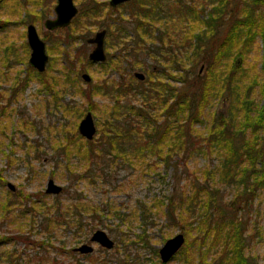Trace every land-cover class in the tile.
Listing matches in <instances>:
<instances>
[{
	"label": "trees",
	"instance_id": "16d2710c",
	"mask_svg": "<svg viewBox=\"0 0 264 264\" xmlns=\"http://www.w3.org/2000/svg\"><path fill=\"white\" fill-rule=\"evenodd\" d=\"M24 11L30 12L25 7ZM35 14L44 17L41 11ZM82 18L89 21L86 28L106 30V59L99 63L107 74L99 81V96L104 103L99 108V131L92 140L78 134L76 121L44 126L51 135L50 146L59 157L56 162L61 165L57 168L79 179L96 176L106 158L154 173L157 162L176 172L178 158L205 156L213 161L200 170L198 177L193 172L168 196L151 204H137L130 214L122 212L123 207L105 208L84 200L78 193L69 196L68 203L60 201L58 195L51 202L42 199L38 204L33 200L32 209L17 207L13 198L6 200L1 205L0 223L10 224L18 234L0 239V245L14 238L27 241L20 232H31L30 224L37 222L48 235L46 242L32 243L46 250L45 256L50 251L56 255L68 253L73 260L65 264H79L72 249H48L53 247V231L73 229L71 239L76 243L99 226L100 217L111 216L118 220L115 227L119 229L120 245H144L145 226L160 213L171 225L181 227L184 234V245L173 257L179 258L180 264H254L245 252L239 213L264 187V56L260 67L263 74L254 75L251 83H245V77L235 72L255 29L264 45V0H130L115 8L105 0L80 1V10L71 24L46 37L51 54L46 69L41 73L33 70L40 87L51 95L49 105L53 104L65 119L69 117L67 112L77 119L82 116L81 109L62 102L67 81L77 82L83 70L76 68L75 61L91 63L83 53L82 57L75 55L80 51L75 43L84 41L88 32L76 35L77 28L84 24ZM242 32L243 42L237 45ZM223 53H230V66L215 72ZM197 66H203L204 76L195 72ZM135 71H142L145 79H136ZM13 80L17 84V78ZM27 83L25 78L19 86L23 89ZM218 86L222 87L216 94ZM255 89L262 102L259 106L251 98ZM222 94L229 108L226 112L212 111L211 98ZM0 108L3 135L6 124L2 116L5 113L8 117L9 111L7 105ZM21 121L22 127L32 130L43 126L30 119ZM54 171L50 175L56 177L58 172ZM3 180L0 175V185ZM222 186L234 187L229 200L219 197ZM8 194L21 197L19 192ZM24 198L29 195L23 194ZM29 211V218L23 219ZM135 218L142 232L133 240H125L123 236L130 235ZM199 228V243L190 248L188 239L195 233L191 231L197 229L199 233ZM125 229L128 234L123 232ZM153 253L155 260L145 264H164L159 262L156 250ZM10 254L2 251L0 257L15 263V259H9ZM83 256L91 259L92 253ZM33 264L62 263L54 257L40 256Z\"/></svg>",
	"mask_w": 264,
	"mask_h": 264
},
{
	"label": "rangeland",
	"instance_id": "374dc122",
	"mask_svg": "<svg viewBox=\"0 0 264 264\" xmlns=\"http://www.w3.org/2000/svg\"><path fill=\"white\" fill-rule=\"evenodd\" d=\"M80 1L82 0H73L78 10H80ZM105 1L107 2L108 0ZM240 1L234 0V2L238 3ZM55 4L56 0H0V107L7 105V111H9L8 117L5 116V113L2 116L3 123L6 124L5 133L1 135L0 132V175L4 178L3 184L0 185V209L2 203L6 200L10 201L12 198L14 202H17V207L30 209H32L30 202L33 200L37 201L38 204L42 202V199L46 200V202H51L55 195L46 194L45 189L48 179H53L56 184L62 187L61 193L56 194L60 201H67L68 203V197L78 193L84 200L94 202L105 208H107V205L123 207L122 212H129L130 214L131 211H134V208H137V204L143 202L151 204L152 200L168 196L173 192L176 184L186 182V179L193 172L198 177L200 170L208 166L213 160L205 156L188 157L184 160L178 158L176 162L178 170L176 172H174L173 167L164 166L157 162L154 173L150 169L139 171V169H135L126 161L106 158L102 161L101 169L99 168L96 176L89 175L88 177L84 175L83 178L79 179L73 173L66 175L57 168V165H61L56 162L59 157H57V154L50 146L49 138H51V135L44 126L58 125L66 122V120L69 122L76 121V130L78 132L79 120L86 112L90 111L96 126L95 136H97V131H99V108L104 103L102 97L99 96V81L107 77V74L97 63L88 64L83 62L80 64L79 61H75L76 63L78 62L76 68L83 69L81 73L86 72L90 75L91 85L90 83H84L80 77L81 73H79L77 82L67 81L66 91L62 95V102L74 105L75 109H81L82 116L77 119L67 112L69 117L65 119L62 118L61 111L54 108L53 104L49 105L51 95L40 87L39 79L33 72L35 69L28 63L30 48L26 39V27L29 23L36 27L37 33L45 42L49 62L51 54L48 50L49 40L46 37H51L50 32L53 33V31L45 28L44 19L55 17L53 10ZM24 7L28 8L30 12L26 14ZM39 11L44 13L42 19L35 14ZM87 20L82 18L85 25L81 24L77 28L76 35L83 30H88L86 34V38H88L101 29V27L97 26L86 28V24H89ZM2 22L6 23L1 26ZM256 33L255 29V33L251 34L250 42L245 45L243 61L237 62L238 68L235 74H242L245 77V83H251L254 75L263 74L262 72L260 73V67L264 56V45ZM244 35V32H242L240 38H238L237 45L243 42ZM75 47L80 48V51L77 50L75 55L82 57L83 53L88 61L87 56L92 46L87 44L86 40H78L75 43ZM148 61L150 62V60ZM230 63V53L221 55L215 72H218L220 68L229 67ZM202 69L203 66H197L195 72L199 76H204ZM108 75H110L108 77H112L113 74ZM14 77L18 80L17 84L14 83ZM25 78H28V83L22 89L19 84ZM221 87H217L216 94L217 91L221 90ZM256 91L255 89L251 98H254L255 100L253 101L259 106L262 102ZM225 96V94H222L218 97L216 95L214 100L211 98L210 109L212 111L215 109L214 111L216 112H226L229 108V102ZM21 119L34 120L42 123L43 126H39L37 130L22 127L20 124L22 123ZM30 146H35V149ZM50 171L58 172V175L54 177L50 175ZM8 182L14 185V191L9 190L6 185ZM8 192H19L21 197L19 196L20 199L18 196H15V198L11 197ZM233 192L234 187L222 186L219 189V197H222L223 200H229ZM23 194H28L29 198L22 200ZM17 199L19 200L17 201ZM30 213L31 211L24 215L23 219L29 218ZM239 217L244 225L243 238L246 254L254 264H264V187L256 191L250 204H245L242 207ZM128 219H132V217ZM151 219V223L145 226L147 243L144 245L141 243L128 244L127 246L120 245V238L118 239L119 229L115 227L118 220L111 216H102L100 217L99 226L93 228L86 237H82L83 241L73 242V239H71L73 229L63 230V228H58L57 231H53L50 234L52 237V242L50 241V243L53 244V247L50 246L48 249L55 250V248L61 246L64 247L63 250L72 249L79 264H145L149 263V260L150 262L155 260L156 256L153 251L156 250L157 258L160 262L158 249L161 244L175 234L183 232L181 227L171 225L163 214H156ZM86 220L88 221L89 219ZM30 225L33 226L31 232H20L26 236L27 241L14 238L11 241L6 240L3 245H0V252L12 253L13 255L11 256L10 254L9 259H15V263H13L6 256H3V258L0 257V264H33V262L36 263L40 256L45 258L54 257L56 261L62 264L73 260L69 258L68 253L56 255L53 251H50L45 256L46 250L39 248L32 242H46L45 237L48 234L43 231L42 227H40L41 225L37 222ZM26 228H29L28 224ZM96 229L105 231L118 247L115 248L114 246L112 250L104 252L100 250L101 248L98 244L90 243L88 238ZM142 229L141 224L135 218L133 227L129 231L130 235L126 238L123 236V238L128 241L133 240L136 234L142 232ZM123 232L128 234L126 229ZM191 233L194 234H191L188 239L190 248L199 243V239L196 240V236L201 234V229L199 228V233L197 229L195 231L192 230ZM17 234L18 232L13 230L10 224L6 222L0 223V239L15 237ZM83 242L90 243L94 248L91 259L73 251L74 247ZM91 260L93 261L91 262ZM180 263L179 258H172L167 264Z\"/></svg>",
	"mask_w": 264,
	"mask_h": 264
},
{
	"label": "water",
	"instance_id": "95a60500",
	"mask_svg": "<svg viewBox=\"0 0 264 264\" xmlns=\"http://www.w3.org/2000/svg\"><path fill=\"white\" fill-rule=\"evenodd\" d=\"M127 1L129 0H109L108 4L111 7H117ZM53 10L55 17L46 18L44 20L45 28L50 31L68 26L78 13V8L75 6L73 0H56ZM105 36L106 30L103 28L96 31L91 37L86 39L88 44L93 45L88 53V60L90 62L102 63L105 61ZM26 39L30 48L28 63L37 72L41 73L46 69L48 55L46 53L45 42L40 38L36 27L31 23H29L26 27ZM133 76L140 81L145 79V75L141 71H135ZM80 77L84 82H89L91 80L90 75L86 72L81 73ZM77 129L78 133L86 140H92L94 138L96 134V126L90 111L86 112V114L79 120ZM6 185L10 191L15 190L14 185L11 183L8 182ZM61 191L62 187L60 185L56 184L53 179H48L45 189L46 194L56 195L61 193ZM88 241L90 243H96L105 249H111L114 246V241L107 235L105 231L101 229H96L93 231L88 238ZM184 242L185 237L181 232L166 239L158 249L160 262L167 264L169 261H171L174 255L181 249ZM90 243L83 242L74 247L73 251H76L80 254H90L94 250Z\"/></svg>",
	"mask_w": 264,
	"mask_h": 264
},
{
	"label": "flooded vegetation",
	"instance_id": "af4514ba",
	"mask_svg": "<svg viewBox=\"0 0 264 264\" xmlns=\"http://www.w3.org/2000/svg\"><path fill=\"white\" fill-rule=\"evenodd\" d=\"M108 1H109V0H108ZM108 1H107V2H108ZM129 1H130V0H129ZM127 2H128V1H127ZM125 3H126V2H125ZM123 4H124V3H123ZM108 5H109V4H108ZM120 5H121V4H120ZM109 6H110V5H109ZM110 7H111V6H110ZM117 7H118V6H117ZM112 8H115V7H112ZM78 11H79V10H78ZM77 14H78V13H77ZM77 14H76V15H77ZM73 19H74V18H73ZM73 19H72V20H73ZM44 20H45V19H44ZM71 22H72V21H71ZM70 24H71V23H70ZM70 24H69V25H70ZM69 25H68V26H69ZM66 27H67V26H66ZM66 27H64V28H66ZM58 29H61V28H58ZM55 30H56V29H55ZM49 31H50V30H49ZM51 31H54V30H51ZM90 37H91V36H90ZM40 38H41V37H40ZM41 39H42V38H41ZM86 39H87V38H85V40H86ZM42 40H43V39H42ZM43 41H44V40H43ZM86 43H87V41H86ZM104 43H105V42H104ZM87 44H88V43H87ZM89 45H91V44H89ZM104 45H105V44H104ZM91 46H93V45H91ZM45 47H46V46H45ZM105 53H106V52H105ZM87 58H88V56H87ZM88 61H89V60H88ZM89 62H90V61H89ZM91 63H92V62H91ZM97 64H99V63H97ZM46 66H47V65H46ZM133 73H134V72H133ZM83 82H84V81H83ZM90 82H91V80H90L89 82H84V83H90ZM111 239H112V238H111ZM112 240H113V239H112ZM113 241H114V240H113ZM114 245H115V242H114ZM99 247H100V246H99ZM100 248H101V249H100L101 251H104V252H105V251L112 250V249L114 248V246H113L111 249H105V248H102V247H100ZM83 255H84V254H83Z\"/></svg>",
	"mask_w": 264,
	"mask_h": 264
}]
</instances>
